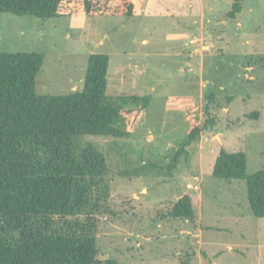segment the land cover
<instances>
[{
	"label": "rangeland",
	"instance_id": "obj_1",
	"mask_svg": "<svg viewBox=\"0 0 264 264\" xmlns=\"http://www.w3.org/2000/svg\"><path fill=\"white\" fill-rule=\"evenodd\" d=\"M232 3L149 0L128 18L0 12V52L43 54L37 93L81 90L87 55L98 52L109 56L111 98L151 97L129 135L76 140L107 167L98 209L66 217L96 236L97 264H264V218L250 211L245 180L212 175L222 149L243 151L247 173L264 169V0H242L233 18ZM210 93L214 126L172 165L190 120L208 118ZM184 194L193 220L167 215Z\"/></svg>",
	"mask_w": 264,
	"mask_h": 264
},
{
	"label": "trees",
	"instance_id": "obj_2",
	"mask_svg": "<svg viewBox=\"0 0 264 264\" xmlns=\"http://www.w3.org/2000/svg\"><path fill=\"white\" fill-rule=\"evenodd\" d=\"M135 1L0 0V12L40 19L73 14L128 18L133 16ZM241 1L233 0L229 17L241 11ZM42 61L43 54L36 51L0 52V264H97L96 236L66 217L98 209L94 187L107 167L92 145L78 147L76 140L82 135H129L151 97L111 98L106 93L109 56L98 52L87 55L81 90L37 93L35 76ZM207 99L208 118L202 125L190 120L172 165L202 130L214 126L209 107L214 95ZM212 175L245 180L250 211L264 218V169L247 173L243 151L222 149ZM167 215L193 220L191 196L178 197Z\"/></svg>",
	"mask_w": 264,
	"mask_h": 264
},
{
	"label": "crops",
	"instance_id": "obj_3",
	"mask_svg": "<svg viewBox=\"0 0 264 264\" xmlns=\"http://www.w3.org/2000/svg\"><path fill=\"white\" fill-rule=\"evenodd\" d=\"M149 0L143 2V0H136L134 3V7H133V16H135L138 12V7H140V9H144L146 10L148 7L145 3H147ZM190 4V3H189ZM213 264H216V262H213Z\"/></svg>",
	"mask_w": 264,
	"mask_h": 264
}]
</instances>
